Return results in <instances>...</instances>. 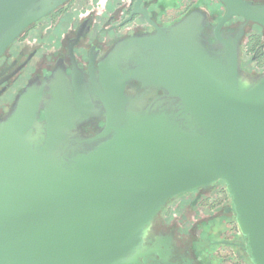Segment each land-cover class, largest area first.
Segmentation results:
<instances>
[{
	"label": "water",
	"instance_id": "obj_1",
	"mask_svg": "<svg viewBox=\"0 0 264 264\" xmlns=\"http://www.w3.org/2000/svg\"><path fill=\"white\" fill-rule=\"evenodd\" d=\"M65 1L0 0V54ZM221 1L216 49L200 9L160 26L135 0L124 22L143 13L155 33L119 42L89 85L74 80L42 134L28 132L38 102L27 97L0 121V264H147L141 249L165 202L219 179L253 263L264 264V74L246 77L240 35L221 33L233 16L264 26V3ZM134 79L146 93L125 92ZM89 92L105 119L92 136L80 132Z\"/></svg>",
	"mask_w": 264,
	"mask_h": 264
},
{
	"label": "flooded vegetation",
	"instance_id": "obj_2",
	"mask_svg": "<svg viewBox=\"0 0 264 264\" xmlns=\"http://www.w3.org/2000/svg\"><path fill=\"white\" fill-rule=\"evenodd\" d=\"M82 1L66 0L62 5L26 27L0 54V121L7 120L17 109L20 100L27 97L31 104L38 102L37 113L28 132L33 136L42 134L47 108L52 103L62 105L68 96L74 97V80L81 78L86 85H89L92 81V73L99 78L102 64L119 42L156 32L155 26L143 13L135 14L129 21L124 22L130 16L135 1L130 0L123 12L111 13L106 19V26H101L95 31L92 30L96 22L92 11L77 23L71 22L69 26L67 25L65 34L55 38L52 45L46 42L47 37L45 36L33 39L30 37L35 31L40 33L44 29H52L72 8V5L77 4L76 2L81 4ZM217 1L223 3L221 0ZM249 1L264 3V0ZM164 3L167 2L165 0H143L141 7H145L149 17L160 26L172 25L191 11L200 9L206 15L205 37L208 38L210 44H213L214 39L211 35L216 23L209 21V16L204 9L197 7V0H169L168 6L164 9L153 7ZM234 18H239L241 22L238 21L237 26L227 25ZM48 22L49 25H46ZM242 22L250 21H245L241 16H233L224 24L221 33L224 36L234 35L242 26ZM111 32L114 34H109ZM213 45L216 49L222 47L220 42ZM263 56L264 42H261L256 48L255 57L259 61ZM157 91L162 92L161 89ZM125 92L142 94L147 92V88L134 79L126 85ZM89 93L93 97L94 110L80 122L82 124L80 132L92 136L104 125L105 119L98 97L94 93ZM219 196L216 193L212 203L221 206L223 200L222 196L221 198ZM228 211L229 208L223 207L224 214ZM173 235L170 231L161 235L160 238L155 235L152 237V243L157 242L159 248L154 255L149 252L147 257L154 258L149 257L147 264H198L192 257L193 251L175 244ZM222 242L232 243L229 239L222 240Z\"/></svg>",
	"mask_w": 264,
	"mask_h": 264
},
{
	"label": "rangeland",
	"instance_id": "obj_3",
	"mask_svg": "<svg viewBox=\"0 0 264 264\" xmlns=\"http://www.w3.org/2000/svg\"><path fill=\"white\" fill-rule=\"evenodd\" d=\"M129 2L130 0H83L81 4L76 2L77 4L72 5V8L52 29H44L40 33L35 31L30 37L33 39L45 36L47 37L46 42L52 45L55 38L65 34L67 25L69 26L71 22L77 23L92 11L94 12L93 17L96 19L92 30L95 31L101 26H106V19L111 13L123 12ZM165 2L167 3L153 7L164 9L168 6L169 0H165ZM196 5L198 8L204 9L212 23H217L226 11L225 5L217 0H197ZM238 21H240L239 18H234L227 25L237 26ZM46 25H49V22ZM109 34L113 35L114 32ZM254 34L260 35V43L264 42V26L250 21L242 22V26L234 35H240L241 70L246 77L259 79L264 74V66L259 65L258 59L255 57V50L251 49L248 44L251 35ZM157 94L160 93L156 90L149 92V99H154V95ZM227 186L224 179H219L208 186L194 188L170 197L153 218L148 229L146 243H143V249H141L143 255L140 257L144 260L149 257L154 258L147 257L149 252L154 255L159 248L157 242L152 243V237L155 235L160 238L161 235L171 231L174 234L173 242L193 251L192 257L198 264H254L247 251L246 237L236 218L232 196ZM216 193L222 196L223 204L221 206L212 203ZM223 207L229 208L226 214L223 212ZM226 239L232 243L222 242Z\"/></svg>",
	"mask_w": 264,
	"mask_h": 264
},
{
	"label": "trees",
	"instance_id": "obj_4",
	"mask_svg": "<svg viewBox=\"0 0 264 264\" xmlns=\"http://www.w3.org/2000/svg\"><path fill=\"white\" fill-rule=\"evenodd\" d=\"M248 44L250 45V48L256 51L257 46L260 44V35L254 34L251 35ZM259 65L264 66V56L259 59L258 61Z\"/></svg>",
	"mask_w": 264,
	"mask_h": 264
}]
</instances>
